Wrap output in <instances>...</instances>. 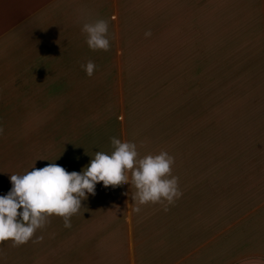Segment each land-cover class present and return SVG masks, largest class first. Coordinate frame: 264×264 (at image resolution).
<instances>
[{
	"label": "crops",
	"instance_id": "crops-1",
	"mask_svg": "<svg viewBox=\"0 0 264 264\" xmlns=\"http://www.w3.org/2000/svg\"><path fill=\"white\" fill-rule=\"evenodd\" d=\"M99 19L108 51L90 49L82 31ZM208 21L209 103L199 106ZM187 71L188 93L178 86ZM112 90L131 112L135 98L142 105L134 126L123 105V140L140 157H174L182 196L140 205L130 182H99L70 228L48 217L27 243H0V264H264V0H0V192L22 162L50 164L53 129L62 140L87 101L99 99L92 117H103ZM157 92L175 100L160 105ZM141 115L148 125H136Z\"/></svg>",
	"mask_w": 264,
	"mask_h": 264
},
{
	"label": "clouds",
	"instance_id": "clouds-1",
	"mask_svg": "<svg viewBox=\"0 0 264 264\" xmlns=\"http://www.w3.org/2000/svg\"><path fill=\"white\" fill-rule=\"evenodd\" d=\"M82 31L90 49L109 50L106 20L86 22ZM150 35V31L145 33ZM81 67L92 77L96 66L89 60ZM111 143L110 154L97 151L80 172H68L53 162L23 174H11L10 191L0 195V243L11 240L14 247L27 243L52 215L62 217L64 226L70 228V217L78 213L89 194H95L99 182L105 187L130 182L132 199L140 205L164 201L171 204L182 196L178 177L172 175L174 157L167 151L140 157L133 142L113 137Z\"/></svg>",
	"mask_w": 264,
	"mask_h": 264
},
{
	"label": "rangeland",
	"instance_id": "rangeland-1",
	"mask_svg": "<svg viewBox=\"0 0 264 264\" xmlns=\"http://www.w3.org/2000/svg\"><path fill=\"white\" fill-rule=\"evenodd\" d=\"M207 29H199L198 36V62L195 65V76L198 74V105L205 106L206 103H209V21L207 22ZM196 55V56H197ZM126 77V73L124 75ZM126 80L124 81V83ZM174 87L173 84H171ZM178 86L181 87L182 91L187 92V89L190 86L189 82V72H183L180 75V83ZM119 90V86L117 88ZM114 94V90L103 92V99L107 98V102H102V109L100 108L98 114H101L103 117L97 116L96 118L92 117L97 112V105L99 104L98 100L87 101L86 106L82 108V116H71L68 133H64V137L61 140V130L53 129L52 141L54 148L52 149L53 156L48 158L50 163L55 162L60 166H63L68 172L77 171L80 172L83 168L90 163L92 156L94 157L97 151L111 153L113 148L109 145L103 146V140L111 135L115 138L120 139L122 142L125 139V135L122 132L123 127L126 130L127 119H122L124 114V106H127L128 115H130V126L135 125V114L139 110V106H142L139 100L135 98L133 101L134 109L131 112V103L128 99H122V96L118 93ZM131 92V90L126 89L125 94ZM172 92V91H171ZM133 93V92H132ZM162 92H157L156 96H159ZM173 93V92H172ZM135 96L139 94L133 93ZM125 96V95H124ZM127 96V95H126ZM155 96V97H156ZM102 99V100H103ZM157 100V99H155ZM174 98H162L160 95V105L168 103L169 101H174ZM166 101V102H165ZM157 101H151V103H156ZM158 104V105H159ZM124 105V106H123ZM115 107V109L113 108ZM159 107V106H158ZM145 109H143L144 112ZM71 112H77L78 108ZM142 112V113H143ZM91 115V116H89ZM156 118V117H155ZM94 119H98L94 122ZM103 119V121H102ZM119 120L121 122H119ZM136 125H148L147 122L143 119V116L139 117L136 121ZM133 127L130 128V130ZM133 134L132 132L130 135ZM59 140L57 141V139ZM101 140V146L99 141ZM95 143L99 144L100 148H96ZM23 163V169L19 171L18 166H15V174L25 173L24 168L27 166L25 162ZM49 163V162H48ZM42 165V164H41ZM47 164L44 163L43 166ZM7 185H12L11 181ZM0 195H3L0 192ZM5 195V194H4Z\"/></svg>",
	"mask_w": 264,
	"mask_h": 264
},
{
	"label": "trees",
	"instance_id": "trees-1",
	"mask_svg": "<svg viewBox=\"0 0 264 264\" xmlns=\"http://www.w3.org/2000/svg\"><path fill=\"white\" fill-rule=\"evenodd\" d=\"M115 109V107H113Z\"/></svg>",
	"mask_w": 264,
	"mask_h": 264
}]
</instances>
